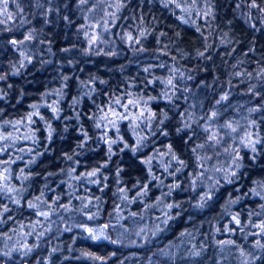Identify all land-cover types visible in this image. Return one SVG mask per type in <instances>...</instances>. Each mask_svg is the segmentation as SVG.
Here are the masks:
<instances>
[{
  "label": "trees",
  "instance_id": "obj_1",
  "mask_svg": "<svg viewBox=\"0 0 264 264\" xmlns=\"http://www.w3.org/2000/svg\"><path fill=\"white\" fill-rule=\"evenodd\" d=\"M255 3L0 0V137L32 116L33 139L17 152L0 142V264H264ZM117 98L147 104L150 131L113 117L135 113ZM152 155L177 159L162 172ZM207 162L233 163L209 196L192 185Z\"/></svg>",
  "mask_w": 264,
  "mask_h": 264
},
{
  "label": "rangeland",
  "instance_id": "obj_2",
  "mask_svg": "<svg viewBox=\"0 0 264 264\" xmlns=\"http://www.w3.org/2000/svg\"><path fill=\"white\" fill-rule=\"evenodd\" d=\"M111 6H113V4H111ZM97 14H95L96 16ZM114 14H111V17ZM109 16V14H108ZM114 18H110L107 23H105L103 25V35L107 34L109 32V28H110V24L109 22H113ZM89 27H87V33L91 39V41H97L100 36H101V30L99 31V27L98 25H95V23L93 21H89L88 22ZM134 101H136V106L133 107L132 105H129L127 109H123V110H130L132 108V110H134V114L128 113V117L129 119L132 118L134 124L136 123V127L138 129L139 132L145 133L146 131H150L151 128V118L152 116L150 115V110L147 107L148 105L145 104L142 101H138L137 99H134ZM135 108L137 110H135ZM122 113V111H121ZM123 114V113H122ZM115 117V116H113ZM135 118V119H133ZM127 119V120H129ZM122 121H126V120H120ZM31 122H32V116H28L27 119L25 121L20 122L17 127V131L14 132L11 131V129H7L8 133V138L7 140L13 142L12 145L14 146V151L17 152L19 151H23V148L26 145V142H30L32 139V134H31ZM212 132L213 129H211ZM248 139H251L254 141V139H252L251 137L245 136L242 138V141H244L245 143H247ZM6 139H0V142L3 143ZM23 142V143H22ZM19 144V145H17ZM9 147V144H5L4 148L2 149V146H0V152L2 154H5L4 152L9 151V149H7ZM173 158L172 157H167L165 155L160 156H156V155H152L148 158V161L150 164H157V168L156 170L160 171H169V169L172 166L171 160ZM175 162V161H174ZM200 162H202V160H200ZM4 164H0V181H4L5 179V173H7V169H4ZM220 164L219 162H217V165L215 166V164H212L207 162L206 166L204 167L202 164H200L198 167L201 169H205L207 170L205 172V170L203 169L202 173H199L198 178L194 179L192 182V185L195 187H203L204 188V193H206V195H210V191L214 188L215 184L220 180L219 178H222L223 181H228L230 177V174H233V172H228V173H224L222 170L226 169V172L231 169L233 167V163H229L228 166L227 165H218ZM156 170H154L151 165H150V171L155 172ZM202 176V177H201ZM159 215V214H158Z\"/></svg>",
  "mask_w": 264,
  "mask_h": 264
},
{
  "label": "snow or ice",
  "instance_id": "obj_3",
  "mask_svg": "<svg viewBox=\"0 0 264 264\" xmlns=\"http://www.w3.org/2000/svg\"><path fill=\"white\" fill-rule=\"evenodd\" d=\"M252 7H258V5L255 3V0H252ZM25 39H31V36L29 35V36L25 37ZM12 43L15 44L16 41H12ZM20 43H23V41H20ZM168 83L171 84V80H169ZM222 99H226V97H223ZM136 103H137L136 101L131 100V99L128 100L126 104H121V100H120L119 98H117V99L114 101V104H115V105H117V106H119V107H121V108H123V109H127L129 105H132L133 107H135V106H136ZM33 107H36V106L34 105ZM53 111L55 112L56 110L53 109ZM109 112H110L113 116L117 117V119H119V120H127V119H129V117H128L127 115H124V114H122V113L117 112V111L115 110V108H113V107H111V106L109 107ZM36 114L38 115L39 113H36ZM215 116H216V113L213 112V113L211 114V116L209 117V119H212V118L215 117ZM102 119L108 120V112L105 113V115L102 117ZM133 119H135V118H133ZM108 122L111 123V124H113V126H115V124H116V121H115V120H109ZM253 123H254V122H253ZM97 126L99 127V125H97ZM224 127H226V128H231V124L224 125ZM205 130L207 131L208 129H205ZM232 131H236V129L232 128ZM248 135H249V137H251L252 134L249 133ZM8 138H9L8 136L0 137V139H8ZM209 139H210V140H213V141H217V136H216V134H215V133H212V134L209 136ZM258 142H259L258 140H257V141H253V140H251V139H248V141H247V145H246V146H252V147H253V150H254V145H255V143H258ZM200 147H202V145H201ZM195 150H196V149H193V151H195ZM172 158H173V159H177L175 156H173ZM179 163H180V164H183V161H179ZM89 175H90V176H95V175H96V172H95V171H94V172H91V173H89ZM169 207H171V205H169ZM237 223H239V221H237ZM258 227H260V228H264V224H261V225H259ZM87 231H89L90 234H91V232H92L91 229H88ZM92 238H93V239H99V237H95V236H92Z\"/></svg>",
  "mask_w": 264,
  "mask_h": 264
}]
</instances>
